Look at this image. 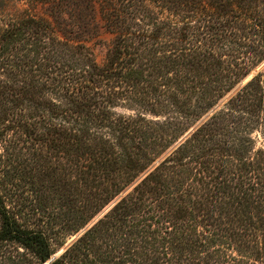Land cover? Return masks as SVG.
<instances>
[{
  "label": "rangeland",
  "instance_id": "374dc122",
  "mask_svg": "<svg viewBox=\"0 0 264 264\" xmlns=\"http://www.w3.org/2000/svg\"><path fill=\"white\" fill-rule=\"evenodd\" d=\"M263 45L264 0H228L226 7L211 0H0V199L19 224L44 232L52 251L47 261L165 264L159 250L158 259L146 253L151 251L146 244L136 250L140 256L146 253L142 260L133 255L138 241L133 240L131 216L130 223L103 224L109 228L102 239L96 237L70 255L67 250L243 89L251 92L246 108L254 111L245 120L252 124L253 148L264 146ZM204 48L210 53H202L204 62H199L194 50ZM139 67L153 70L151 76L144 70L136 79L133 71ZM218 81L220 90L215 89ZM204 92L211 96L209 104L200 101ZM80 111L87 113L80 118L93 120L100 133L108 129L98 124L113 117L130 118L141 137L160 123L165 134L158 130L151 146L157 134L171 145L81 227L68 230L67 201L78 207L101 187L92 178L86 186L74 183V193L67 184V119L73 123ZM162 142L159 137L147 155L153 156ZM207 143L209 149L214 145ZM231 151L216 146L204 156L215 162L221 152L229 158ZM200 159L203 165L205 159ZM73 171L74 178L83 174ZM190 181L171 184L187 187ZM174 185L171 191L176 192ZM0 264L38 263L18 243L0 240Z\"/></svg>",
  "mask_w": 264,
  "mask_h": 264
},
{
  "label": "trees",
  "instance_id": "16d2710c",
  "mask_svg": "<svg viewBox=\"0 0 264 264\" xmlns=\"http://www.w3.org/2000/svg\"><path fill=\"white\" fill-rule=\"evenodd\" d=\"M227 1L211 0V3L226 7ZM262 47L264 49V45ZM202 53L209 54L210 49L194 50L199 62H204ZM189 64L192 65V62ZM144 70L151 76L153 70L150 72L139 67L133 71L136 79ZM153 74L162 77L157 71ZM130 75L131 71L125 73L126 77ZM202 76L201 72L199 80ZM182 83L186 81L182 80ZM218 83L216 90H220V87L216 88ZM262 95L261 92L257 96L258 101ZM199 98L201 102L208 100V104L211 101V96L205 92ZM250 99L251 92L247 89L237 92L230 99L231 106L196 128L169 156L146 173L107 214L71 245L67 255L96 237H105L109 227H103V224L111 226L115 220L130 223L128 217L131 216L134 221L130 225L135 229L133 240L138 241L133 255L139 258L146 253L157 258L155 253L159 250L164 259L167 258L165 264H264V146L253 148L252 124L248 125L245 120L246 114L254 111L246 108L251 105L247 102ZM15 100L10 99L11 102ZM78 113V119H74L73 123L70 118L67 119V184L80 182L86 186L93 178L101 187L89 194L92 200L79 201L78 207L73 201H67L68 230L81 227L83 220L86 221L119 194L171 145L170 141L165 142L164 137L157 134L158 138L151 146V138L158 130L165 134L166 128L160 123H154L156 129L150 126L151 135L148 132L146 137H141L130 118L113 117L108 120L103 117L109 123L98 125L108 131L100 133L94 130L93 120L80 118L86 117L87 113ZM36 114L34 112V116ZM29 122L24 123L27 125L25 129L29 128ZM32 124L35 125V122L32 121ZM159 137L163 139L162 144H158L160 149L153 156L147 155V151L158 143ZM207 142L214 144L212 148H207ZM216 146H230L232 153L229 158L222 152L215 162L204 156ZM247 148H250L248 152ZM200 157L205 159L203 165L198 162ZM225 160L227 164L224 167ZM73 168L82 172V176L74 178ZM191 172L195 173L193 177L189 176ZM188 179L191 181L187 187L171 184L173 180L180 183ZM172 185L176 186V192L171 191ZM70 187L75 193L74 185ZM0 240L18 243L31 251L38 264L47 261L52 254L44 232L19 224L1 199ZM140 244H146L150 247L146 250L151 251L138 255L140 253L136 250ZM49 264L65 263L56 258Z\"/></svg>",
  "mask_w": 264,
  "mask_h": 264
},
{
  "label": "water",
  "instance_id": "95a60500",
  "mask_svg": "<svg viewBox=\"0 0 264 264\" xmlns=\"http://www.w3.org/2000/svg\"><path fill=\"white\" fill-rule=\"evenodd\" d=\"M51 261H46L45 264H49Z\"/></svg>",
  "mask_w": 264,
  "mask_h": 264
}]
</instances>
